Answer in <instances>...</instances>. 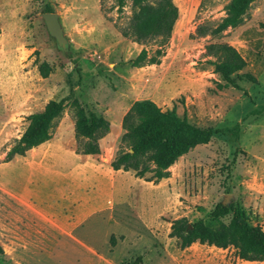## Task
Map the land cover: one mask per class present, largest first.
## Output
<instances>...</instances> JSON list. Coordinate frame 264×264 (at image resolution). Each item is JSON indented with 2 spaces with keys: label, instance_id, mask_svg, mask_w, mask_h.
<instances>
[{
  "label": "rangeland",
  "instance_id": "obj_1",
  "mask_svg": "<svg viewBox=\"0 0 264 264\" xmlns=\"http://www.w3.org/2000/svg\"><path fill=\"white\" fill-rule=\"evenodd\" d=\"M179 15L165 43L124 37L131 2L114 0H0V264H264L239 259L232 247L195 242L180 247L169 236L174 219L209 220L217 203L245 211L264 229V0L219 34L228 0H174ZM46 4L58 17L63 45L49 34ZM225 43L245 59L225 81L206 46ZM162 48L158 64L132 66L142 50ZM51 71L41 75L39 64ZM252 74L256 81L242 74ZM76 99L110 123L100 153L77 151L70 106L42 144L5 162L26 116L50 100ZM175 108L200 127L230 128L178 158L158 182L113 170L121 119L136 100ZM229 216L222 219L227 222Z\"/></svg>",
  "mask_w": 264,
  "mask_h": 264
},
{
  "label": "trees",
  "instance_id": "obj_2",
  "mask_svg": "<svg viewBox=\"0 0 264 264\" xmlns=\"http://www.w3.org/2000/svg\"><path fill=\"white\" fill-rule=\"evenodd\" d=\"M128 1L131 2L132 13L126 24L120 27L121 34L139 44L155 39L165 43L179 15L174 0H114V5L118 11H122ZM254 1L228 0L224 7L226 16L213 28L205 24L198 25L197 35L219 34L225 28L239 24ZM46 11H52L49 4H46ZM206 51L214 57L210 63L225 81L220 87L230 85L240 89L233 75L246 66L242 55L225 43H211L206 46ZM163 54L162 48H157L151 56L147 50L142 49L131 60V64L135 67L158 64L159 57ZM39 70L46 77L51 67L48 63L41 62ZM242 75L248 81H256L250 73ZM67 105L74 118L77 151L85 155L99 154V140L109 132V121L93 111H86L76 99L66 103L64 99H59L50 100L41 111L26 116L27 125L6 152L4 161L22 156L50 139L52 129ZM121 127L123 133L119 148L110 162L111 168L131 171L135 177L154 183L167 178L169 167L178 158L194 147L208 143L214 134L228 132L238 138L240 132L238 123L230 128L194 125L186 116H180L174 107L162 109L151 99L134 101L122 116ZM227 216L228 221H222ZM169 236L174 237L182 248L195 242L223 249L232 247L239 259L264 261L263 227L258 223H251L250 216L233 204L217 203L209 213V220L199 218L189 222L186 217L174 219Z\"/></svg>",
  "mask_w": 264,
  "mask_h": 264
},
{
  "label": "water",
  "instance_id": "obj_3",
  "mask_svg": "<svg viewBox=\"0 0 264 264\" xmlns=\"http://www.w3.org/2000/svg\"><path fill=\"white\" fill-rule=\"evenodd\" d=\"M46 28L50 35H52L58 44L63 45L65 43V39L62 34V29L58 21L57 14L55 12H44L42 14Z\"/></svg>",
  "mask_w": 264,
  "mask_h": 264
}]
</instances>
